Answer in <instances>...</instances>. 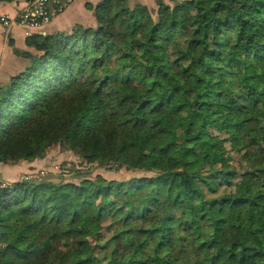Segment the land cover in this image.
<instances>
[{
	"label": "trees",
	"instance_id": "1",
	"mask_svg": "<svg viewBox=\"0 0 264 264\" xmlns=\"http://www.w3.org/2000/svg\"><path fill=\"white\" fill-rule=\"evenodd\" d=\"M153 2L86 1L93 25L13 48L26 62L0 84V162L57 144L140 173L0 187V264H264V0ZM228 150L250 167L207 196ZM95 207L112 219L91 244Z\"/></svg>",
	"mask_w": 264,
	"mask_h": 264
},
{
	"label": "rangeland",
	"instance_id": "2",
	"mask_svg": "<svg viewBox=\"0 0 264 264\" xmlns=\"http://www.w3.org/2000/svg\"><path fill=\"white\" fill-rule=\"evenodd\" d=\"M74 1L76 0H69L67 3H65V5H63L61 9L56 8V12L52 15L51 19L55 17L56 15H58L59 13H61L63 10H65V8ZM86 1H91L94 3L96 0H81L80 1L83 4L82 7H84L85 9L84 14H82L81 16L82 18L81 20L83 22H86L85 24L83 22L81 23L84 25H93L95 23L93 12H92V9L88 8L85 5ZM141 1L149 4V6H152V4L154 3L153 0H141ZM13 26H20V25H13ZM20 27H22L25 30L26 35L31 32L30 31L27 33L26 32L27 29L25 27L23 26H20ZM20 48H24V49L36 52V50L30 46L25 45V47H20ZM13 53L15 52L13 51ZM25 62L26 60L22 59V61L19 63L16 70L15 71L12 70L11 72L14 73L20 70L25 65ZM14 65H16L15 62H14ZM226 155H227V159H225L222 162L217 161L215 163V166L216 165L220 167L222 166L223 168L227 169L226 171H229L231 169L230 170L231 173L227 172V175L223 179L220 177L219 180H221V183L217 184L216 182V190L213 192L207 191V196L208 195L215 196L219 194V191L223 187L232 186L234 182L236 183L240 179V175H242L241 174L242 169H246L247 167H250V165L247 163L246 158L240 157L239 154L231 150H228L226 152ZM0 164L21 166L19 175L14 174L13 172L5 176H2L0 174V181H5L7 182V184H11L12 181L16 179H20L23 177H29V176H33L34 178H40L43 175H49L51 179H56V180L59 179L60 177H63L64 179H76L77 177L75 176V168L88 171L90 175H93L99 172L107 177H114V178L128 177L129 175L140 173L138 170L124 169V168H121L116 171L108 167L97 166L94 163L80 161V158H78V156L71 149H67L57 144L49 146L46 149L45 154L41 157H35L31 160L24 159L16 163L0 162ZM214 187H215V184H214ZM109 197H112V196L109 195ZM99 200H100V196L97 197V199L95 200V203H97ZM95 210L97 211V213L101 214V219L97 224V228L101 230L102 233H101L100 238L89 236L91 244H94L96 242H102L110 234V230L106 227V225L112 219L111 214L107 212L106 210L102 211L103 209L101 210L99 207H95Z\"/></svg>",
	"mask_w": 264,
	"mask_h": 264
},
{
	"label": "crops",
	"instance_id": "3",
	"mask_svg": "<svg viewBox=\"0 0 264 264\" xmlns=\"http://www.w3.org/2000/svg\"><path fill=\"white\" fill-rule=\"evenodd\" d=\"M80 1L72 2L65 10L53 17L46 25L45 31L69 29L74 23L83 22L81 16L84 14L85 9ZM22 3V0L0 1V12L15 14ZM83 23L85 24L86 22ZM25 36V30L20 26H4L0 24V84H3L8 79L12 73L11 71H15L22 61L23 58L21 56L13 53V47H25ZM14 62L16 65H14ZM20 167L19 165L0 164V174L5 176L13 172L19 175Z\"/></svg>",
	"mask_w": 264,
	"mask_h": 264
},
{
	"label": "built area",
	"instance_id": "4",
	"mask_svg": "<svg viewBox=\"0 0 264 264\" xmlns=\"http://www.w3.org/2000/svg\"><path fill=\"white\" fill-rule=\"evenodd\" d=\"M4 1V0H0ZM21 7L15 14L0 12V24L4 26L20 25L25 27L26 32L33 30L45 31L46 25L51 20L57 9H61L69 0H22ZM33 176L23 177L32 178ZM9 184L0 181V187H7Z\"/></svg>",
	"mask_w": 264,
	"mask_h": 264
}]
</instances>
